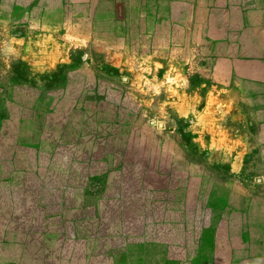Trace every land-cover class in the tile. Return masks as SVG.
<instances>
[{
  "label": "rangeland",
  "instance_id": "rangeland-1",
  "mask_svg": "<svg viewBox=\"0 0 264 264\" xmlns=\"http://www.w3.org/2000/svg\"><path fill=\"white\" fill-rule=\"evenodd\" d=\"M197 1L116 0L114 11L105 0H83L80 9L35 12L51 29H69L74 18L82 40L54 72L17 68L31 86L16 92L27 120L11 124L15 92L0 95V210L16 212L14 228L43 224L52 204L41 200L64 178L81 180L82 194L111 196L131 235L173 207L191 212L187 226L210 242L219 226L264 231V0L245 27L227 25L239 15L235 0ZM175 2L193 10L177 11ZM15 17L0 11L3 23ZM220 24L230 37L217 42L211 32ZM111 37L121 55L115 66L100 57ZM123 49L142 55L128 59ZM254 253L252 264H264V247Z\"/></svg>",
  "mask_w": 264,
  "mask_h": 264
},
{
  "label": "crops",
  "instance_id": "crops-1",
  "mask_svg": "<svg viewBox=\"0 0 264 264\" xmlns=\"http://www.w3.org/2000/svg\"><path fill=\"white\" fill-rule=\"evenodd\" d=\"M105 1V5L114 10L116 0ZM82 3L83 0H8L6 3L0 0V11L16 12V17L6 23L0 19V95L6 90L11 94L15 92L8 105L11 124L28 119L17 114L16 92L31 90V86L29 78L17 77V68H24L28 76L54 72L73 57L76 42L82 40V33L75 29L74 18L67 25L69 29H59L60 24H57L58 29H51L43 19L33 17L35 12L45 11L50 6L53 10H76ZM175 3L177 11L185 9L188 13L193 10L192 3L186 2L182 6ZM207 3V0H199L197 6ZM258 4V0H235L232 9L239 15L227 25L240 22L245 27L247 17L261 10ZM101 8L100 5L95 10ZM116 20L115 13L106 22L115 23ZM223 25L211 32L213 40L220 42L230 37L226 24ZM115 42L111 37L100 52V57L103 56L112 66L120 61L121 56ZM123 50L122 53H128L124 54L128 59L142 55ZM5 132L0 126L1 143ZM62 151L58 150L59 157ZM81 183L79 179L70 180L68 184L64 178L59 179L57 187L62 190L41 200L52 204L47 211H42L45 222L41 225L31 221L24 228H14L12 220L16 212L0 210V219L9 218L8 224L0 223V256L3 251L11 252L10 259L4 264H243L245 261L252 264L256 256L254 252L264 247L259 243L263 228L249 230L244 223L239 229L231 225L219 226L215 233L217 240L210 242L206 232L187 226L189 219L192 220L191 212L185 214L178 207L146 222L142 234L131 235L129 227L124 226V221L117 216L116 201L108 195L99 196L96 190L82 194ZM26 213V218L34 219L35 210ZM234 213L241 214L243 222V210ZM14 251L20 253L14 254Z\"/></svg>",
  "mask_w": 264,
  "mask_h": 264
}]
</instances>
